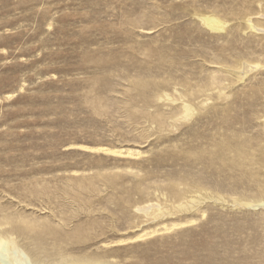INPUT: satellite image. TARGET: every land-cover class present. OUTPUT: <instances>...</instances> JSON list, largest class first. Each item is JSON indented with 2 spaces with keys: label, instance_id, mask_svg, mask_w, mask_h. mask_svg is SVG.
I'll list each match as a JSON object with an SVG mask.
<instances>
[{
  "label": "rangeland",
  "instance_id": "rangeland-1",
  "mask_svg": "<svg viewBox=\"0 0 264 264\" xmlns=\"http://www.w3.org/2000/svg\"><path fill=\"white\" fill-rule=\"evenodd\" d=\"M245 10L264 23V0H0V234L17 247L0 264H264V207L232 199L264 198V31ZM238 58L260 66L231 81ZM213 78L228 104L175 130L145 117ZM223 136L239 148L224 160ZM178 178L187 211L154 192ZM153 202L160 215L135 211Z\"/></svg>",
  "mask_w": 264,
  "mask_h": 264
},
{
  "label": "bare ground",
  "instance_id": "bare-ground-1",
  "mask_svg": "<svg viewBox=\"0 0 264 264\" xmlns=\"http://www.w3.org/2000/svg\"><path fill=\"white\" fill-rule=\"evenodd\" d=\"M258 7H259V5H258ZM192 13L194 16H196L198 22L209 32L220 33V32H223V30L227 29L228 21L225 17H223V15H221L219 13V11H216V10H203L202 11V10H198V9H193ZM231 13L233 15H236V16H237V14H239L238 16H241L242 18L246 17V28L247 29L248 28L250 30L253 29L254 31L258 29L260 31H262V30L264 31V23L253 22L252 19L250 18L252 16L249 17V14L251 15V13L249 11H246V10L243 12L231 11ZM261 15L264 16V11L261 12ZM258 16L260 17V15H258ZM244 21H245V19H244ZM250 64H252V65L254 64V65H256V67H257V65L260 66V62H258V61H253V60L241 61V59L238 58V60H236L233 63V66L238 70L236 71V69H235V72L228 71L229 73H231V75H234V79L231 81H236V80L241 81V79H243L242 78L243 74L246 72H249L248 69L252 68L250 66ZM221 83H222V81H220V80L217 81L216 79L213 78L211 81H209L205 85H201V86H198L197 89H193V87L190 85L186 86L185 82H180V83H178V84H180V87H181V85L186 86V89L178 91L177 89H175L173 87L174 91L177 92L176 96H170L167 94V92H164L165 93L164 96L166 97L165 101H167L166 102L167 105H171L176 101H180L177 103V106L174 109V111H168V112L164 113L161 110L156 109L154 112H150L148 110V107H147L148 105H145L144 110L148 111L147 112L148 116H145V117L148 120H151L152 123H155L158 126H161V127L170 126L171 130H175L178 128V125H180L182 123V121H186V120L190 119V117H192L195 113H197L201 110L204 111L206 108H208L209 106H205V102L209 103L208 101L211 100L213 102L211 107L216 106L218 103H220V104H222V103L228 104L229 103V101H227L229 99V94L226 92L225 88H227V86L230 85V81L224 85ZM213 85H214V87H212ZM220 85H222V86H220ZM136 86L140 87V88L141 87H150L151 88V93L149 92V93L139 94L142 97L141 99H144L148 103L150 102V100L151 101H156V100L159 101L158 99H161L160 97L163 96L161 94L159 95L158 93H156L155 87H152L151 85L148 86L147 83H144L141 80H140V83L138 82ZM213 90H216V91L213 92ZM201 96H203V98H201L200 101L195 102V100L196 99L198 100V98ZM202 105H204V106H202ZM122 106H124V105H122ZM154 119H157V120H154ZM220 145H221L220 150L210 151L209 152L210 155H213L214 157H218V158H221L224 160L226 158V155L228 152L239 151L238 150L239 148H234L231 145L229 138L225 137V136L222 137ZM77 185L79 187L85 186V184H82L81 182L77 183ZM181 185H183V187H181ZM185 185L187 186L188 183L186 184L185 180L178 178L177 181L173 182V184L171 183V184L167 185L166 187L154 188V192L156 193V191H157V195H159L161 192L162 196L165 195L166 198L167 197H171V199L174 198L175 200H177L179 202V200L185 198L186 193L189 192L188 190H186L184 188ZM159 189H161V190H159ZM139 191H141V190H139ZM141 192L143 193V191H141ZM197 192L199 193V191H197ZM205 197L212 198V195H206ZM189 199L190 200L187 201L185 198V200L187 201V202L185 201L186 203L180 202L176 206L173 204V208H170V209H173V211H174V209H175L174 206H175V207H179L180 210H183V211L186 210L187 211V209L193 207L196 204V202L199 201V200H195L196 199L195 197L194 198L189 197ZM198 199H200V197H198ZM232 199H234L233 200L234 203L239 204V205H243V206H247V207H253V208L257 207V206L258 207H264V198H262V197H258V198H254V199H248V200L247 199H235V198H232ZM153 203L154 204H152V203L146 204L145 203L143 205H140V204L134 205L135 211L137 210L139 212H142L143 215L144 214L145 215L153 214L155 216L156 214H159L162 209L163 210L165 209L164 206L160 205V203H155V202H153ZM167 209H168V207H167ZM162 214H164V213H162ZM47 231H48V229H47ZM6 234H7V232H6ZM11 236H4L3 234L2 235L0 234V249L6 248V247L12 248V249L17 248L14 238ZM36 258H38V257H36ZM97 263L98 262H94L91 260L66 259V258H64L63 260L61 259L60 261H58L56 263H47V264H97Z\"/></svg>",
  "mask_w": 264,
  "mask_h": 264
}]
</instances>
